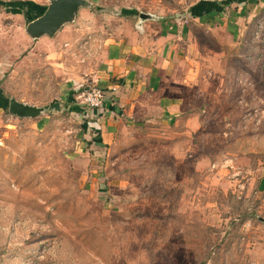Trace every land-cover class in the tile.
Instances as JSON below:
<instances>
[{"label": "rangeland", "instance_id": "rangeland-1", "mask_svg": "<svg viewBox=\"0 0 264 264\" xmlns=\"http://www.w3.org/2000/svg\"><path fill=\"white\" fill-rule=\"evenodd\" d=\"M90 1L136 23L202 0ZM221 1L188 19L186 79L165 85L175 111L153 103L102 149L78 85L4 23L0 264H264V1L242 19ZM11 99L44 111L18 116Z\"/></svg>", "mask_w": 264, "mask_h": 264}, {"label": "crops", "instance_id": "crops-1", "mask_svg": "<svg viewBox=\"0 0 264 264\" xmlns=\"http://www.w3.org/2000/svg\"><path fill=\"white\" fill-rule=\"evenodd\" d=\"M51 1L0 0V28L7 20L20 24L19 28L24 25L26 38L37 44L35 55L40 56L45 50L44 60L64 68L59 71L65 75L68 86L94 82L106 91L109 112L100 116L92 111L99 120L94 138L99 149L113 141L123 120L147 115L153 103L157 102L171 114L175 111L176 104L172 103L177 100L166 94L165 85H178L186 79L181 67L188 60L185 42L191 32L188 19L199 21L213 15L215 0L199 1L189 10V16L174 22L170 19L141 21L139 16L136 23L131 22V17H128L131 20L118 18L113 11L95 13L91 11L94 3L89 0L92 6L81 8L75 20L54 37L33 40L26 28L45 14ZM238 1L226 2L223 10L238 4L239 19H242L246 10L261 7L264 0ZM71 55L78 63L71 61Z\"/></svg>", "mask_w": 264, "mask_h": 264}, {"label": "water", "instance_id": "water-1", "mask_svg": "<svg viewBox=\"0 0 264 264\" xmlns=\"http://www.w3.org/2000/svg\"><path fill=\"white\" fill-rule=\"evenodd\" d=\"M89 0H52L47 11L40 18L30 22L26 33L33 39L43 36L54 37L66 24L75 20L81 8L91 7ZM149 14H140L141 21L154 20ZM10 111L21 117L35 118L42 114L44 109L17 102L9 101Z\"/></svg>", "mask_w": 264, "mask_h": 264}, {"label": "built area", "instance_id": "built-area-1", "mask_svg": "<svg viewBox=\"0 0 264 264\" xmlns=\"http://www.w3.org/2000/svg\"><path fill=\"white\" fill-rule=\"evenodd\" d=\"M74 90V99L79 105L100 116L109 112L106 91L98 83H85Z\"/></svg>", "mask_w": 264, "mask_h": 264}, {"label": "trees", "instance_id": "trees-1", "mask_svg": "<svg viewBox=\"0 0 264 264\" xmlns=\"http://www.w3.org/2000/svg\"><path fill=\"white\" fill-rule=\"evenodd\" d=\"M226 2L227 4H231L232 2H234L233 0H229V1H224L222 4L226 5ZM239 2H243V0H239ZM45 13V12H44ZM44 14H42L43 16ZM4 101V100H3ZM7 102V101H6ZM1 106V105H0Z\"/></svg>", "mask_w": 264, "mask_h": 264}]
</instances>
